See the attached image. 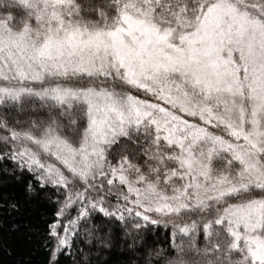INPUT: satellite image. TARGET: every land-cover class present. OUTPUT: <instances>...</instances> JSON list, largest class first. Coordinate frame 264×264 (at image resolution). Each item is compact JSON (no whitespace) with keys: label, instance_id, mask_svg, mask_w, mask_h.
<instances>
[{"label":"snow or ice","instance_id":"6c2138e0","mask_svg":"<svg viewBox=\"0 0 264 264\" xmlns=\"http://www.w3.org/2000/svg\"><path fill=\"white\" fill-rule=\"evenodd\" d=\"M0 250L264 264V0H0Z\"/></svg>","mask_w":264,"mask_h":264},{"label":"trees","instance_id":"16d2710c","mask_svg":"<svg viewBox=\"0 0 264 264\" xmlns=\"http://www.w3.org/2000/svg\"><path fill=\"white\" fill-rule=\"evenodd\" d=\"M44 256L40 252L34 253L30 257L31 264H42ZM13 257H9L4 251L0 250V264H12Z\"/></svg>","mask_w":264,"mask_h":264}]
</instances>
